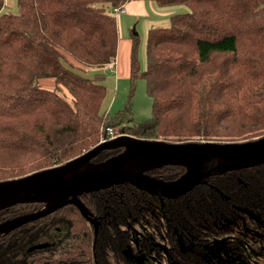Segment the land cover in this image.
Listing matches in <instances>:
<instances>
[{"label":"trees","instance_id":"1","mask_svg":"<svg viewBox=\"0 0 264 264\" xmlns=\"http://www.w3.org/2000/svg\"><path fill=\"white\" fill-rule=\"evenodd\" d=\"M126 1L18 0L19 12L11 13L0 0V180L65 163L97 145L106 127L120 123L122 116L109 121L102 110L105 74L96 69L116 60L119 27L113 8ZM158 2L188 11L173 14L168 26L149 29L145 68L138 58L139 38L132 37L129 77L146 80L152 116L134 125L127 121L124 133L174 142L264 135V0ZM90 69L95 77L85 75ZM50 78L54 85L43 83ZM121 150H103L93 161ZM184 172L183 166L168 165L147 173L170 181ZM80 198L95 216L105 217L96 242L92 224L68 204L0 236L1 264H17L29 243L57 222L67 223L58 243L28 251L26 264H128L126 257L134 264H161L155 254L130 249L139 246L141 233L172 238L152 235L167 228L164 220L172 230L178 223L176 235L183 239L178 264H264L256 258L264 249V228L257 232L256 219L247 212L240 220L231 218L232 206H243L258 212L263 226L264 164L211 176L178 201L161 203L128 183ZM160 205L166 208H156ZM43 206L16 204L0 211V222ZM218 207L224 212H216ZM130 225L136 229L130 231ZM191 234L206 237L210 250L191 255Z\"/></svg>","mask_w":264,"mask_h":264},{"label":"water","instance_id":"2","mask_svg":"<svg viewBox=\"0 0 264 264\" xmlns=\"http://www.w3.org/2000/svg\"><path fill=\"white\" fill-rule=\"evenodd\" d=\"M122 148L102 161H93L106 149ZM264 164V135L240 141H169L121 134L57 166L21 177L0 180V211L16 204L43 203L38 211L0 223V235L72 204L94 225L97 218L80 196L118 184H131L150 194L177 198L211 176ZM168 165L185 172L170 181L148 171Z\"/></svg>","mask_w":264,"mask_h":264},{"label":"flooded vegetation","instance_id":"3","mask_svg":"<svg viewBox=\"0 0 264 264\" xmlns=\"http://www.w3.org/2000/svg\"><path fill=\"white\" fill-rule=\"evenodd\" d=\"M154 177H157L155 176L154 174H151V173H148ZM157 178H161V177H157ZM164 180V179H163ZM208 183V181H207ZM205 183V184H207ZM198 186V185H197ZM196 187V186H195ZM194 187V188H195ZM212 187V185H211ZM193 188V189H194ZM141 190V189H140ZM216 190L219 192L220 196L223 197L224 199L226 200H229L230 196L223 193L221 190H219L217 187H216ZM144 191V190H142ZM96 192V191H95ZM146 192V191H144ZM148 193V192H147ZM150 194V193H148ZM186 194V193H185ZM151 196H154L156 200L160 201L161 203L165 202V200H171V199H174V200H177L178 201V198H180L181 196L177 197V198H168V197H160V196H156V195H153V194H150ZM38 203V202H37ZM23 204V203H22ZM14 206V205H13ZM44 207V206H43ZM43 207H40L39 209L35 210V211H38L40 209H42ZM154 206H151L150 208H153ZM10 208V207H9ZM158 209H165L166 207L163 206V205H160L158 207H156ZM173 208H176L178 209L179 206H173ZM244 207L243 206H235L233 205L232 206V211H234V213L236 214V216H232V221H234L233 219L235 220H240L243 218L244 214H251L250 216H252V218H255L256 219V228L255 230L257 232H261V229L264 228V224L263 226H261L258 222L259 219H258V212H252L249 208H246L247 210L243 209ZM7 209V208H6ZM4 210V209H3ZM209 213H212L213 210L210 209V208H207L206 209ZM250 210V211H248ZM33 211V212H35ZM218 211H222L224 212V208L222 207H218L216 212ZM54 212V211H53ZM247 212V213H246ZM31 213V212H29ZM92 213V212H91ZM27 214V213H25ZM248 214V215H249ZM22 215V214H20ZM49 215V214H48ZM258 215V216H257ZM19 216V215H17ZM47 216V215H46ZM16 216H13V217H10V218H7V219H4L2 220L1 222L5 221V220H8V219H11V218H14ZM44 217V216H43ZM84 217V216H83ZM92 217L94 218H97L99 220L98 222V228H97V233H96V238H95V242H96V239L98 237V234H99V230L103 228L104 226V223H105V217L103 216H95L93 213H92ZM158 217V215H157ZM260 217V216H259ZM41 218V217H40ZM85 218V217H84ZM39 219V218H38ZM87 220V218H85ZM229 218H227L228 220ZM35 221V220H34ZM88 221V220H87ZM0 222V223H1ZM33 222V221H31ZM29 223V222H28ZM88 223L92 224L91 222L88 221ZM261 223V222H260ZM27 224V223H25ZM163 224L167 226V228H158L155 232H152V235H162V234H165L166 236H171L172 238H166L164 236H160V237H155L156 239H151L152 236L148 235V233H141V234H138L136 236V239H138V241L140 242L139 243V246H136L134 247V245H132L131 247V252L133 253L134 249L137 250L138 248H141L142 250H144L146 253H150L151 254H155L161 264H178V261L180 259L179 255H180V245L179 243H181L183 241L182 238H179L176 234H178V226L177 224L175 225V230H172L171 228H169L170 226L167 225V223H165V220L163 221ZM24 225V224H23ZM21 225V226H23ZM223 226H225L226 224L222 223ZM20 226V227H21ZM93 228H94V225L92 224ZM130 231L136 229L135 226H132L130 225ZM18 227V228H20ZM67 227V223H59L57 222L47 233L45 236L41 237V238H38V239H34L32 240L30 243H29V246L27 248V252H34V251H42L44 249H47V248H50V247H53L56 243H58V241L60 240L61 238V235L63 234L64 232V229H66ZM17 229V228H16ZM14 229V230H16ZM163 231H162V230ZM13 231V230H12ZM94 231H95V228H94ZM203 231V230H201ZM254 231V230H253ZM264 231V229H263ZM11 232V231H10ZM9 232V233H10ZM208 232V231H207ZM51 233H54L56 235H59V238H57L54 242L50 241L52 240V234ZM5 234H8V233H3L2 235H5ZM0 235V236H2ZM133 235V233H132ZM47 237V238H45ZM47 240H45V239ZM189 244H192V246H194V248L192 249H189L188 251L190 252L191 255L195 256V257H199L201 256L202 253H205V249H209V247L207 246V244H204L203 242L207 243L206 241V237H203V236H196L195 234H191V237L187 239ZM197 243H200L199 245L196 244ZM210 250V249H209ZM27 252L24 253V254H19L18 257H17V264H26L28 261H27V258H24L23 256H27ZM264 253V249H262V251ZM261 252L258 253V255L256 256V258L259 257V259L261 258V256H259V254H261ZM96 255V254H95ZM262 255V254H261ZM1 256V255H0ZM149 256H145V258H148ZM126 259L128 260V258L126 257ZM207 260L211 259L210 256H207L206 257ZM126 262L128 264H134V263H130L129 260ZM31 264H33V262L30 261ZM0 264H1V259H0ZM2 264H5L4 260H2ZM96 264H101V261L99 260L96 261ZM137 264V263H135ZM228 264H235L234 262H229Z\"/></svg>","mask_w":264,"mask_h":264},{"label":"rangeland","instance_id":"4","mask_svg":"<svg viewBox=\"0 0 264 264\" xmlns=\"http://www.w3.org/2000/svg\"><path fill=\"white\" fill-rule=\"evenodd\" d=\"M182 6L185 11H188V8L184 5ZM3 11L11 12V13H18V0H6L5 6ZM171 20L163 26L170 25ZM148 35V34H147ZM124 41V40H123ZM122 41L119 54L120 60H122L123 68L121 69L120 66L118 68L113 69H103L100 70L96 69V71L105 74L104 78V85L106 86L107 94L103 101L102 110L107 111L109 116V121H115L118 118H122L119 122H114L111 126H114L119 131L125 132L123 129L124 123L127 121L132 122V125L136 123H141L143 120L148 119L152 116V99L148 95L146 90V80L143 78H138L134 82L129 77V62H125L124 54H125V46L124 42ZM147 36L143 41L142 36L140 37L139 34V47H138V58L139 62L141 63V67L145 68L147 66ZM123 58V59H122ZM121 62V61H120ZM120 68V69H119ZM95 69H90L86 72V76L92 78L95 77ZM121 113L118 117H116L117 113ZM122 123V124H121ZM101 139V138H100ZM163 139V138H159ZM247 140V139H246ZM197 141V140H193ZM198 141H206V140H198ZM213 141V140H209ZM217 141V140H216ZM100 140L97 142V144ZM52 234V242H54L59 235L54 233ZM47 238V237H45ZM44 238V239H45ZM47 240V239H45ZM264 258V256H261Z\"/></svg>","mask_w":264,"mask_h":264},{"label":"crops","instance_id":"5","mask_svg":"<svg viewBox=\"0 0 264 264\" xmlns=\"http://www.w3.org/2000/svg\"><path fill=\"white\" fill-rule=\"evenodd\" d=\"M124 8V12L116 14L119 27V42L116 60L112 62V65L114 64L113 68L120 66L123 70V63L120 60L119 54V48L123 40L125 46L124 58L126 63L129 62L130 69V56L133 45L132 37L137 36L139 38L140 34V37L142 36L144 41L151 27L163 26V24L171 20L173 14L185 10L182 6L178 5H162L158 0H127ZM43 83L52 86L54 85V79H43Z\"/></svg>","mask_w":264,"mask_h":264},{"label":"built area","instance_id":"6","mask_svg":"<svg viewBox=\"0 0 264 264\" xmlns=\"http://www.w3.org/2000/svg\"><path fill=\"white\" fill-rule=\"evenodd\" d=\"M124 11H125V8L123 5L122 6H116L113 8V12L115 14H118V13H121ZM107 66H108V69H113L114 64L112 65V63H109ZM121 134H123V132L119 131L114 126H108L105 128L103 135L101 136L100 142L110 140V139H112L118 135H121Z\"/></svg>","mask_w":264,"mask_h":264}]
</instances>
